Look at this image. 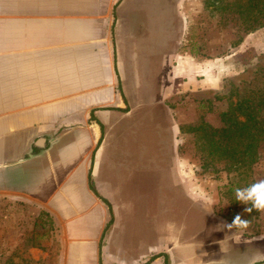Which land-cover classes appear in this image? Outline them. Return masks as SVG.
Instances as JSON below:
<instances>
[{
    "label": "crops",
    "instance_id": "obj_1",
    "mask_svg": "<svg viewBox=\"0 0 264 264\" xmlns=\"http://www.w3.org/2000/svg\"><path fill=\"white\" fill-rule=\"evenodd\" d=\"M164 1L174 11L184 2ZM138 10L137 0H0V205L21 202L25 211L53 220L57 264H164L169 258L159 255L157 242L136 253L120 227L121 212L132 217L138 205L133 172L176 165L174 148L165 163L156 147L146 146L147 155L155 152L150 164L134 148L147 133L141 123L136 130L142 100L130 94L143 89L136 59L155 54L160 60L144 73L159 76L160 102L174 90L169 79L175 74L189 76L183 89L198 82L190 75L196 66L180 64L187 56L176 37L165 42L136 33ZM177 129L170 120L171 135ZM116 131L134 145L126 150L133 156L126 174L114 172L123 169L114 162L123 152L108 145ZM170 185L184 192L178 180ZM103 200L113 216L108 227Z\"/></svg>",
    "mask_w": 264,
    "mask_h": 264
},
{
    "label": "rangeland",
    "instance_id": "obj_2",
    "mask_svg": "<svg viewBox=\"0 0 264 264\" xmlns=\"http://www.w3.org/2000/svg\"><path fill=\"white\" fill-rule=\"evenodd\" d=\"M137 2L141 10L136 33L165 42L176 37L180 53L187 56L180 64L196 66L190 75L198 83L183 89L181 84L189 76L175 74L169 79L174 90L160 102L159 76L144 75L155 70L160 60L155 54L136 59L143 72V89L139 95L133 89L130 94L142 100L134 113L136 130L141 131V123L147 133H142L134 148L138 152L141 148L142 163H149L155 154L148 151L147 155L144 149L150 148L146 146L156 147L159 160L165 163L174 148L176 165L174 171L138 168L133 172L138 205L132 217L121 212L120 227L128 231L136 253L157 242L159 255L167 252L169 257L164 264H264V239L259 238L264 237V212H246L248 205L237 201L233 191L264 179V141L251 164L246 154L240 161L220 157L207 142V133L225 125L222 114L231 110L238 96L250 88H264V0H184L188 8L183 9L181 2L175 11L164 0ZM203 60L210 64L199 66ZM177 64L174 60V67ZM262 113L259 118L264 117ZM170 120L178 128L174 135L169 131ZM116 132L108 145L123 152L114 161L123 168H113L118 174L132 163L133 156L126 150L134 145L128 138L118 139L127 134ZM21 166L25 172V163ZM174 180L183 185V193L172 189ZM150 189L152 198L147 200ZM183 194L189 196V203ZM22 205H0V264H57L53 220L45 214L36 217V209L25 211ZM238 214L249 221L248 227L227 228Z\"/></svg>",
    "mask_w": 264,
    "mask_h": 264
},
{
    "label": "trees",
    "instance_id": "obj_3",
    "mask_svg": "<svg viewBox=\"0 0 264 264\" xmlns=\"http://www.w3.org/2000/svg\"><path fill=\"white\" fill-rule=\"evenodd\" d=\"M264 116V88L254 87L238 96L231 110L222 114L224 126L218 131L207 133V142L211 152L220 157L235 158L241 160V156H248L247 163L256 160L257 149L264 141V117L259 118L260 112ZM215 136H218L215 138ZM108 206L111 218L106 227L112 223L111 206ZM42 213L39 214L42 217ZM166 264V262H165Z\"/></svg>",
    "mask_w": 264,
    "mask_h": 264
},
{
    "label": "clouds",
    "instance_id": "obj_4",
    "mask_svg": "<svg viewBox=\"0 0 264 264\" xmlns=\"http://www.w3.org/2000/svg\"><path fill=\"white\" fill-rule=\"evenodd\" d=\"M233 191L237 201L248 205L245 209L246 212L251 213L253 210L264 212V179L255 180L244 187H236ZM248 225L249 221L241 219V216L238 214L231 224L225 226L231 229L233 227L247 228ZM259 238L264 239V237Z\"/></svg>",
    "mask_w": 264,
    "mask_h": 264
}]
</instances>
